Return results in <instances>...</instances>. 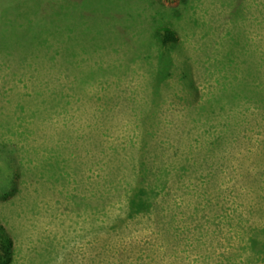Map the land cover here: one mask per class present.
Masks as SVG:
<instances>
[{"label":"rangeland","instance_id":"374dc122","mask_svg":"<svg viewBox=\"0 0 264 264\" xmlns=\"http://www.w3.org/2000/svg\"><path fill=\"white\" fill-rule=\"evenodd\" d=\"M60 1L73 22L45 26L64 28L65 41L43 33L36 53L37 40L19 35L10 54L0 51V224L13 239L9 264H264L237 223H264V116L208 154L212 136L198 129L189 137L184 119L238 75L231 46L236 36L252 48L254 0ZM238 5L244 15L234 22ZM163 25L176 31V44L160 42L155 28ZM47 53L59 59L54 68ZM167 55L173 64L164 69ZM146 113V123L162 121L152 150L169 161L180 149L175 159L204 165L196 176L193 168L170 174L178 190L158 197L157 210L96 227L123 205L117 196L100 201L104 169H128Z\"/></svg>","mask_w":264,"mask_h":264},{"label":"trees","instance_id":"16d2710c","mask_svg":"<svg viewBox=\"0 0 264 264\" xmlns=\"http://www.w3.org/2000/svg\"><path fill=\"white\" fill-rule=\"evenodd\" d=\"M42 2L44 0H0V51L5 52L6 55L10 54L12 50L10 44L13 40L18 39L19 35L32 36L37 40L32 44L34 49H37L34 50L36 53L42 52L45 40H47L42 37L43 33H46V37L54 34L59 40H63L64 28L50 31L45 25L47 21L53 23L58 20L64 23L65 27L66 22H73L70 20L72 17L64 15L62 1L48 2L45 10L41 9ZM84 3H87V0ZM240 7L238 5L232 14L234 22L244 15H242ZM39 10H43L44 14L39 16V20L34 19L35 16H38ZM74 21L78 23L77 20ZM155 33L163 46L171 43L176 44L179 40L176 31L169 26H158L155 28ZM236 35L243 37L240 34ZM234 40L230 51L231 57L230 54L225 57H230L232 65L239 59L240 63L235 68L238 75L231 77L228 84L223 83L215 94L209 95L208 98L193 105L191 107L193 113L184 118L188 123L186 127H190V130L186 132V135L191 134L189 137L194 138V133L209 135V138L212 136V140L203 145L205 154H208L210 149L219 148L221 141L227 139L232 133L238 132L239 129L242 130L245 124H249L251 120H258V116H264V0H254V42L252 48H248L245 43L242 47L240 39L236 36ZM237 49H240L239 54H234ZM46 58H48L51 68L58 65L59 59L53 55L49 56L47 53ZM162 61L165 63L164 69L172 67L171 56L163 57ZM235 69L232 68V71ZM183 85L193 89L192 83H183ZM146 116L147 113L138 115L141 117L139 123L143 128L140 131L139 146L135 150H130L128 155V169L123 170L115 165L104 169L103 176L106 178L98 183L97 189L102 193L105 192L106 195L100 196V201L110 200L117 196L123 205L117 212L106 214L107 218H97L99 223L96 227L107 228L110 226L113 228L119 223L133 219V217L143 216L157 210L158 205H155V202L158 197H163L165 200L169 193L178 190L175 183L168 186L170 174L175 177L191 176L192 174L189 173L193 168L192 171L196 176L204 165L205 161L197 162L194 158L191 165H187L185 158L175 159V155L179 153L180 149L175 150L174 157L169 161H166L164 151L152 150L148 146L150 137L156 135V130H152L162 121L150 120L146 123ZM198 129L201 132H194ZM217 133H219V137L214 136ZM159 206L162 205L159 204ZM95 211L101 213L102 210L95 206ZM248 213L250 216H254V205ZM171 222L172 220L167 225L170 226ZM237 223L242 226L245 234L247 233L245 241L249 243L252 253L255 251L258 257L262 256L264 259V223L254 225L252 222L250 224L246 217L240 216L237 217ZM12 254L13 239L6 228L0 224V264H9Z\"/></svg>","mask_w":264,"mask_h":264}]
</instances>
